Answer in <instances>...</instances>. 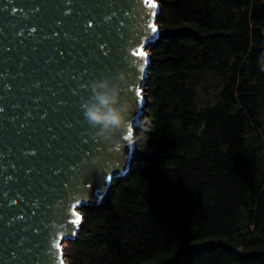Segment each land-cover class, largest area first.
<instances>
[{"label": "trees", "instance_id": "trees-1", "mask_svg": "<svg viewBox=\"0 0 264 264\" xmlns=\"http://www.w3.org/2000/svg\"><path fill=\"white\" fill-rule=\"evenodd\" d=\"M137 158L68 264H264V0H159Z\"/></svg>", "mask_w": 264, "mask_h": 264}, {"label": "water", "instance_id": "water-1", "mask_svg": "<svg viewBox=\"0 0 264 264\" xmlns=\"http://www.w3.org/2000/svg\"><path fill=\"white\" fill-rule=\"evenodd\" d=\"M58 2L0 0V264H67L64 243L77 238L81 209L102 205L137 158L161 3L76 0L65 16ZM120 71L130 74L125 94L139 110L118 142L105 143L93 138L81 104L91 80Z\"/></svg>", "mask_w": 264, "mask_h": 264}, {"label": "clouds", "instance_id": "clouds-1", "mask_svg": "<svg viewBox=\"0 0 264 264\" xmlns=\"http://www.w3.org/2000/svg\"><path fill=\"white\" fill-rule=\"evenodd\" d=\"M260 70L264 71V65ZM130 80L127 71H120L99 76L87 85L90 94L81 104V110L94 139L116 143L131 125L132 117L139 109L125 94Z\"/></svg>", "mask_w": 264, "mask_h": 264}, {"label": "snow or ice", "instance_id": "snow-or-ice-1", "mask_svg": "<svg viewBox=\"0 0 264 264\" xmlns=\"http://www.w3.org/2000/svg\"><path fill=\"white\" fill-rule=\"evenodd\" d=\"M107 6L108 7H115L116 6L115 0H113V3H111V4L107 5ZM152 6L154 7L155 5H152ZM55 7H57L58 9H64V8H66L67 11L62 12V15H65L66 16V15H69L70 13H72L74 11V9L76 7V0H59V2L55 5ZM2 10H6V9H0V11H2ZM34 10L35 11H39V7H36ZM153 15H154V13H153ZM105 18H107V16H105ZM89 20H91V19H89ZM89 20L85 21V23H84V31L85 32H88L89 29H90V25L88 23ZM57 23L59 24L60 21H57ZM148 27L150 28V30H151L152 33H156V28H155L154 25H148ZM36 32H37V28L36 27H33V28H31L29 35H32V34H34ZM67 35H68V33H65V36H67ZM149 39H151V38H149ZM99 47L102 49L104 47V44H100ZM103 54H104V56H107L108 55V52H104ZM144 55L146 56V53ZM144 63L145 64L147 63V60L146 59L144 60ZM141 71H143V67H141ZM80 79L82 80L83 79V76H81ZM4 89L6 91L8 90V84H5L4 85ZM81 90H85V83H80L79 84V87L77 89H74V92H76L77 94H80ZM61 103H64V102L61 101ZM4 112H5V108L4 107H0V113H4ZM45 115H47V113H45ZM12 119L15 120V117H13ZM36 154H37V151L36 150H35L34 153L25 152V155H36ZM15 167H16V165H15ZM31 171H32V169L29 168L28 169V172H31ZM5 179L11 181V178L8 177V176H6ZM85 187H90V185L88 184ZM17 196L19 198H21V199L23 198V197H20V194L19 193H17ZM15 201H16V199H12L13 204H15ZM10 223H11V221H10ZM61 264H63V262H61Z\"/></svg>", "mask_w": 264, "mask_h": 264}, {"label": "rangeland", "instance_id": "rangeland-1", "mask_svg": "<svg viewBox=\"0 0 264 264\" xmlns=\"http://www.w3.org/2000/svg\"><path fill=\"white\" fill-rule=\"evenodd\" d=\"M64 245H65V250H66L67 249V246H68V243L66 242ZM66 258H67V256H66ZM67 262H68V258H67Z\"/></svg>", "mask_w": 264, "mask_h": 264}, {"label": "built area", "instance_id": "built-area-1", "mask_svg": "<svg viewBox=\"0 0 264 264\" xmlns=\"http://www.w3.org/2000/svg\"><path fill=\"white\" fill-rule=\"evenodd\" d=\"M145 94H146V93H145ZM67 242H68V241H67ZM65 243H66V242H65ZM65 243H64V244H65ZM64 246H65V245H64ZM65 251H66V250H65ZM65 261L67 262V258H66V256H65ZM67 264H68V262H67Z\"/></svg>", "mask_w": 264, "mask_h": 264}]
</instances>
